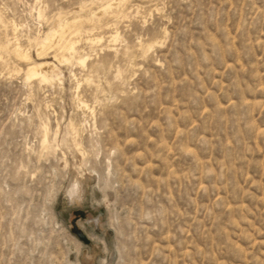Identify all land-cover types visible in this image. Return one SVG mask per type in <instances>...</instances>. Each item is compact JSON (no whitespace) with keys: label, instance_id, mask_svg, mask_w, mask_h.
Wrapping results in <instances>:
<instances>
[{"label":"rangeland","instance_id":"1","mask_svg":"<svg viewBox=\"0 0 264 264\" xmlns=\"http://www.w3.org/2000/svg\"><path fill=\"white\" fill-rule=\"evenodd\" d=\"M114 1L0 0V264H264V0Z\"/></svg>","mask_w":264,"mask_h":264},{"label":"bare ground","instance_id":"2","mask_svg":"<svg viewBox=\"0 0 264 264\" xmlns=\"http://www.w3.org/2000/svg\"><path fill=\"white\" fill-rule=\"evenodd\" d=\"M99 1H101L103 3H106L107 5H105V7L103 6L104 8L102 10L100 9L101 11L99 10V13H97V12L92 13L91 12L93 14V16H92L93 20L95 19L96 16H98V17H99V15L102 16L101 13L102 14L108 13L109 10L112 9L113 5L116 6V7L118 5V4L115 5L114 3L109 4V1H111V0H107V1L106 0H99ZM118 1L119 0H117L116 2H118ZM94 3H96V2H94ZM99 7H101V6H99ZM125 7H126V5H125ZM80 8H81V6H80ZM80 8H78L77 11H80ZM40 11H41V9H40ZM40 11L38 13V16L42 18V16H43L42 13L43 12L41 13ZM79 18L80 17H74L72 19V21H70L69 18H66V17H64L62 15H58L57 18H55L56 20H55L54 25L49 28V30H48V32H46V34L44 33L45 35L42 38H34V37L33 38H28V44L29 45H33L34 46L33 48H36L37 49L35 51H39V52H41V51H47V50H50V49H54L57 52V54L55 55V59H56L57 62H59V64H68V63H71L73 61V59H74V56H75L76 52H77L76 45H77L78 42L77 41H74L72 38L69 39L67 35L77 36V35L81 34L80 28H77V26H76L81 21V20H79ZM80 19H82V17ZM103 26H102V28H103ZM112 27H114V26H112ZM105 28H106V26H105ZM13 32H14L13 33L14 35L12 37V40L13 41L12 42H9L8 44H12V46L14 47V49H13L14 50V53L20 59H24V60L28 59L29 58V50L24 49L22 47V45L20 43L19 36L17 35V26L15 24H14V31ZM113 33H115V32H113ZM85 36H88L87 37V41L90 42V43H92V44L93 43H98L102 39L100 37L99 38L98 37L97 38L96 37H93L92 38V37H90V35H86V34H85ZM110 38H111L110 40L112 42H117L118 39H119V36H118V34L115 33L114 35L110 36ZM76 40H78L77 37H76ZM152 45H150V46H152ZM7 48H8V46H7ZM145 48H147V47H145ZM151 48H153V47H149V45H148V50L151 49ZM2 49H4V48H2ZM87 60H88V57L82 56V57H79L77 59V62L76 63L78 65H80L81 67H84L85 64H86V62H87ZM19 70H20V68H19ZM24 75H25V80L27 82L31 81L32 79H35V80L37 79L40 84H42V83H51L54 80L60 81V79H61V72L59 71L58 67L54 63L48 62V61L41 62V63H38V64H32V65L28 66V68L26 69ZM72 76L74 77L75 75L72 74ZM78 87H80L79 84L77 85L76 88H78ZM97 90H98V88H97ZM84 107H88V106L85 104ZM43 135H44V140L42 142V145L44 147H47L46 146V142H47V127L46 126H44ZM74 143H77V141L74 142ZM80 190L81 191L84 190L83 183L82 182L79 183L75 179L72 180V182L70 183L69 188H68V193L70 195H72L73 193H76L77 191H80Z\"/></svg>","mask_w":264,"mask_h":264},{"label":"water","instance_id":"3","mask_svg":"<svg viewBox=\"0 0 264 264\" xmlns=\"http://www.w3.org/2000/svg\"><path fill=\"white\" fill-rule=\"evenodd\" d=\"M81 239H82L85 243H87V240H86L83 236H81Z\"/></svg>","mask_w":264,"mask_h":264}]
</instances>
